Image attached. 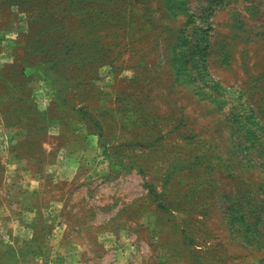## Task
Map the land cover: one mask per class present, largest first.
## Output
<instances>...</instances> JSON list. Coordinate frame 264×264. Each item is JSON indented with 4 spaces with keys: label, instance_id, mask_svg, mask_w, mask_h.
Instances as JSON below:
<instances>
[{
    "label": "rangeland",
    "instance_id": "rangeland-1",
    "mask_svg": "<svg viewBox=\"0 0 264 264\" xmlns=\"http://www.w3.org/2000/svg\"><path fill=\"white\" fill-rule=\"evenodd\" d=\"M0 264H264V0H0Z\"/></svg>",
    "mask_w": 264,
    "mask_h": 264
},
{
    "label": "crops",
    "instance_id": "crops-1",
    "mask_svg": "<svg viewBox=\"0 0 264 264\" xmlns=\"http://www.w3.org/2000/svg\"><path fill=\"white\" fill-rule=\"evenodd\" d=\"M81 153H82V155H84L85 151H83ZM85 155H89V153L88 154L85 153ZM72 157H75V158L78 157V153H76V154L74 153V155H72ZM61 168H63V167L62 166L59 167V169L61 171H67V172H71V173L75 170V169H67L66 167L63 168V169H61ZM39 170H41L40 166H38V165L37 166L36 165L33 166L31 164L29 167L26 168V170L23 169L22 171L23 172H27V173H32V172L38 173ZM22 171H21V173H23ZM41 189H42V184H41L40 181H37L36 178L34 180H32L30 184H25V186H24L25 192L30 193V196L33 199V201H36L37 200V196L39 195V192L41 191ZM60 207L61 208H60L58 214H56L57 216L54 217V216L50 215V216H48V219H51L52 221L54 219L61 220V214H62V212L60 214V211H62L61 209H63V208H62V205H60ZM20 221L22 222L23 220L20 219ZM56 228H58V226ZM56 228L53 229V232L54 233H56V232L59 233V230H61L60 229L61 227H59V230L56 229Z\"/></svg>",
    "mask_w": 264,
    "mask_h": 264
}]
</instances>
